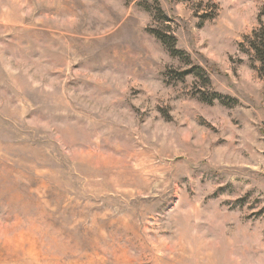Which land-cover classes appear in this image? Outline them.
Listing matches in <instances>:
<instances>
[{"label": "rangeland", "instance_id": "rangeland-1", "mask_svg": "<svg viewBox=\"0 0 264 264\" xmlns=\"http://www.w3.org/2000/svg\"><path fill=\"white\" fill-rule=\"evenodd\" d=\"M262 29L264 0H0V264H264Z\"/></svg>", "mask_w": 264, "mask_h": 264}, {"label": "trees", "instance_id": "trees-1", "mask_svg": "<svg viewBox=\"0 0 264 264\" xmlns=\"http://www.w3.org/2000/svg\"><path fill=\"white\" fill-rule=\"evenodd\" d=\"M163 19H166L161 9L159 10ZM151 33L155 35L159 40H161L167 47L172 56L174 57H183L186 56L183 51H180L177 46V40L176 37L173 35H170L164 31H161L159 29H151ZM249 44L253 52L255 53L256 59L260 63L259 73L261 76H264V29L257 30L254 32L253 36L248 39ZM196 73V75H201V73H204V70L200 66H194L191 70H186L184 72H178L176 73L178 77L183 80L187 75L191 73ZM215 98H218L222 103L229 105V103L226 101V98L220 94H216L215 97L205 98L204 101H206L209 104H214Z\"/></svg>", "mask_w": 264, "mask_h": 264}]
</instances>
